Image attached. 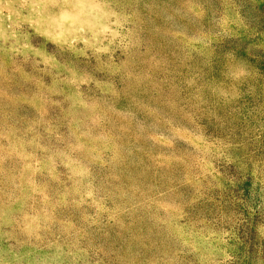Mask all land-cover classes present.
Wrapping results in <instances>:
<instances>
[{
    "label": "rangeland",
    "instance_id": "rangeland-1",
    "mask_svg": "<svg viewBox=\"0 0 264 264\" xmlns=\"http://www.w3.org/2000/svg\"><path fill=\"white\" fill-rule=\"evenodd\" d=\"M0 264H264V0H0Z\"/></svg>",
    "mask_w": 264,
    "mask_h": 264
}]
</instances>
